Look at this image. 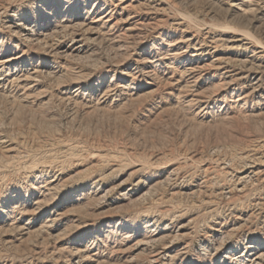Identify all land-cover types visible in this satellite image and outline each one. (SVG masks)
Returning <instances> with one entry per match:
<instances>
[{"label": "rangeland", "instance_id": "1", "mask_svg": "<svg viewBox=\"0 0 264 264\" xmlns=\"http://www.w3.org/2000/svg\"><path fill=\"white\" fill-rule=\"evenodd\" d=\"M0 264H264V0H0Z\"/></svg>", "mask_w": 264, "mask_h": 264}]
</instances>
